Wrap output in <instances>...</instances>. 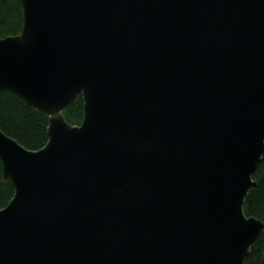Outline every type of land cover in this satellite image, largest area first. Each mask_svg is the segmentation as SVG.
Masks as SVG:
<instances>
[{
    "label": "water",
    "instance_id": "1",
    "mask_svg": "<svg viewBox=\"0 0 264 264\" xmlns=\"http://www.w3.org/2000/svg\"><path fill=\"white\" fill-rule=\"evenodd\" d=\"M19 2L0 90L47 114V140L0 129V264H244L264 228L243 210L264 156V0Z\"/></svg>",
    "mask_w": 264,
    "mask_h": 264
},
{
    "label": "trees",
    "instance_id": "2",
    "mask_svg": "<svg viewBox=\"0 0 264 264\" xmlns=\"http://www.w3.org/2000/svg\"><path fill=\"white\" fill-rule=\"evenodd\" d=\"M22 12L19 0H0V37L20 31ZM65 120L79 124L82 118V98H77L63 110ZM47 114L7 90H0V129L28 149H37L47 140ZM253 186L243 204L246 215H253L264 222V156L253 175ZM9 180L2 177L0 160V208L5 206L13 195ZM244 264H264V228L250 246Z\"/></svg>",
    "mask_w": 264,
    "mask_h": 264
}]
</instances>
